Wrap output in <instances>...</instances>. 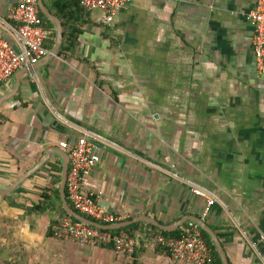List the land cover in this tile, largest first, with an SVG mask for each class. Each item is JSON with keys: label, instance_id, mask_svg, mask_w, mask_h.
I'll return each mask as SVG.
<instances>
[{"label": "crops", "instance_id": "1", "mask_svg": "<svg viewBox=\"0 0 264 264\" xmlns=\"http://www.w3.org/2000/svg\"><path fill=\"white\" fill-rule=\"evenodd\" d=\"M41 1L51 16L42 14L53 34L48 53L0 84V189L49 158L0 198V241L11 231L33 264H185L147 234L199 219L227 264H264V78L249 21L256 0H132L109 25L100 11L75 15L73 0ZM19 2L0 0L9 40ZM76 16V48L61 53L63 23ZM85 135L101 153L83 187L119 223L142 224L134 255L48 237L61 213L29 214L58 175L46 165L62 169L61 155Z\"/></svg>", "mask_w": 264, "mask_h": 264}, {"label": "built area", "instance_id": "2", "mask_svg": "<svg viewBox=\"0 0 264 264\" xmlns=\"http://www.w3.org/2000/svg\"><path fill=\"white\" fill-rule=\"evenodd\" d=\"M39 1L20 0L9 12L7 30L13 36L12 40L0 31V84H7L17 70L34 67L48 53L44 44L49 32L42 25ZM131 1L80 0V6L85 12L100 11L104 23L109 25L117 12L128 6ZM249 21L254 29L252 45L256 72L264 78V0H256L255 7L249 14ZM14 46L18 49V54L13 49ZM100 153V145L88 135L81 137L71 148L65 183L66 199L74 211L89 220L100 225H114L121 222V219L99 208L83 187L84 177L99 162ZM194 194L206 199L208 207L214 204V201L201 191L196 190ZM47 229H50L56 240L81 247L113 245L114 251L120 255L132 254L136 245L135 240L124 233L113 236L108 231L60 216L56 218L55 224H49ZM155 241L168 250L173 262H213L212 252L202 239V229L194 222L187 223L180 239L158 236Z\"/></svg>", "mask_w": 264, "mask_h": 264}, {"label": "trees", "instance_id": "3", "mask_svg": "<svg viewBox=\"0 0 264 264\" xmlns=\"http://www.w3.org/2000/svg\"><path fill=\"white\" fill-rule=\"evenodd\" d=\"M54 4L58 5L57 0L54 1ZM71 10L75 13V15L82 16L84 10L80 6V0H73L71 4ZM79 16V17H80ZM40 17L42 20L43 27L48 30L43 23L44 16L42 13H40ZM79 17H74L72 21H65L63 23V45L61 46V53L69 52L72 53L73 50L76 48L77 45V37L80 33V30L76 28V22L79 21ZM49 31V30H48ZM53 38V34L50 33L48 39ZM45 49L47 48V45L44 44ZM5 84L4 86H6ZM47 167L51 169L52 172L55 174H60L61 168L60 166H54L51 164H47ZM37 175V174H36ZM34 175V176H36ZM56 176L52 183L43 189V191L39 195V200L37 203H32L31 210L29 214H36V215H50L51 213H57L60 212V217L68 218L72 221H75L74 219L66 216L62 211V203L60 199V192H59V184H60V178L59 176ZM33 176V177H34ZM70 205V204H69ZM72 208V207H71ZM79 214V213H78ZM82 217H85L81 215ZM86 218V217H85ZM88 219V218H87ZM56 222V218H52L50 224L53 225ZM152 232L147 234V237L149 239H155L158 236H163L165 238H174V239H180L184 235V228L179 229L178 231L172 232V233H166L163 232L155 227H151ZM111 235L116 236L120 233H124L127 237L131 239H136L137 235H142V224L141 223H134L128 227H125L123 229H117V230H111L108 231ZM9 235V234H8ZM8 235H5L3 238L5 239V242H0L1 248H0V255L3 253H8V260L3 262V264H29L25 260L27 257H30L28 254L18 251L15 249L14 246H12V243L10 242V238ZM10 236V235H9ZM47 236L53 238L52 233L50 232V229H47ZM9 238V240H8ZM202 239L207 245V247L212 252V257L216 259L217 264H221L220 259L217 255V253L214 250L213 245L210 243L208 236L202 231ZM111 249H113V245H108ZM164 249L166 252L168 250L166 248H163L160 244L156 246V249ZM169 254V252H168ZM134 255V252L132 253ZM10 260V261H9Z\"/></svg>", "mask_w": 264, "mask_h": 264}, {"label": "water", "instance_id": "4", "mask_svg": "<svg viewBox=\"0 0 264 264\" xmlns=\"http://www.w3.org/2000/svg\"><path fill=\"white\" fill-rule=\"evenodd\" d=\"M39 9L43 15H45L47 17H51L49 15V13L44 9V6H43V3L41 0L39 1ZM61 40H62V31L60 28H58L57 29V40H56V44H55L53 51L50 53L51 56H55V54L57 53V51L61 45ZM13 49L15 50V52L17 54L19 53L16 46H14ZM61 157H62V169H61V174H60L59 192H60V199H61V203H62V211L66 216H68V217H70V218H72L78 222H81L85 225L92 226V227H95L97 229L104 230V231L123 229V228L129 226L130 224H132L134 222V221H130V222H122V223H118V224H114V225H100V224L95 223V222H93V221H91L85 217H82L80 214H78L76 211H74L66 199V192H65V183H66V178H67V173H68L69 156L67 154H64V155H61ZM48 158H49V153H47V155L44 159L39 161L36 165H34V167H32L30 170H28L26 173H24L19 179H17L6 190L0 189V198L11 195L22 183H24L27 179H29L31 176H33L35 173H37L42 168V166L46 163ZM195 221L198 223V225L201 227V229L203 231H205L206 233L209 234L222 263L227 264V261L224 257L222 247L219 244V241L217 240V238L205 226V224H203L199 219H195Z\"/></svg>", "mask_w": 264, "mask_h": 264}, {"label": "rangeland", "instance_id": "5", "mask_svg": "<svg viewBox=\"0 0 264 264\" xmlns=\"http://www.w3.org/2000/svg\"><path fill=\"white\" fill-rule=\"evenodd\" d=\"M5 205H3V203H2V201L0 200V218L2 217V208L4 207ZM5 233H6V235L9 233V232H11V231H8V230H6L5 229ZM8 231V232H7ZM2 231H0V238H1V235H2ZM10 235V236H9ZM8 235V237L10 238V242L12 243V246H14L15 247V249L16 250H18V251H22V252H24V253H26L24 250H23V248L20 246V244H19V242H17L15 239H14V237H13V235H12V232L10 233ZM9 238H8V240H9ZM0 242H2V241H0ZM3 243V242H2ZM1 246L2 245H0V248H1ZM27 254V253H26ZM8 253H3V254H1L0 255V264H3V262H5V261H7L8 260ZM30 257H27V259L25 260L26 262H28L29 264H33V260H31V255L30 254H28ZM10 261V260H9Z\"/></svg>", "mask_w": 264, "mask_h": 264}]
</instances>
